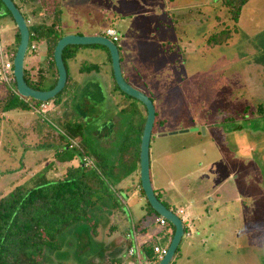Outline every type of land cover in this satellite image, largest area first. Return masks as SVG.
Instances as JSON below:
<instances>
[{
  "label": "rangeland",
  "instance_id": "1",
  "mask_svg": "<svg viewBox=\"0 0 264 264\" xmlns=\"http://www.w3.org/2000/svg\"><path fill=\"white\" fill-rule=\"evenodd\" d=\"M59 8L64 36L115 30L124 80L153 102L151 184L168 210H183L192 222L191 236L182 237L169 264H264V0L248 1L235 23L222 0H61ZM225 29L228 39L207 43ZM16 34L13 19L0 14L6 57L15 49ZM43 50L41 43L33 54L28 48L27 72L40 64ZM107 58L100 47H82L65 61L76 84L72 92L67 89L68 98L48 103L46 114L15 110L0 118V196L41 172L52 181L62 178L68 165L79 163L78 155L66 164L55 157L56 148L35 147L37 139L27 129L32 119L59 134L69 121L82 123L87 134L104 133L101 127L109 122L120 129L121 96L110 94ZM84 63L99 65L100 72L80 74ZM92 84L102 97L95 100L86 90L75 97ZM51 85V78L44 81ZM8 87L0 71V97ZM99 140L115 161L113 142ZM109 190L112 197L92 212L96 230L80 224L61 234L58 248L45 249L40 264H117L132 225L140 241L161 231L156 216L147 213L137 177ZM113 225L115 232L109 230ZM173 229L168 225L158 235Z\"/></svg>",
  "mask_w": 264,
  "mask_h": 264
},
{
  "label": "trees",
  "instance_id": "2",
  "mask_svg": "<svg viewBox=\"0 0 264 264\" xmlns=\"http://www.w3.org/2000/svg\"><path fill=\"white\" fill-rule=\"evenodd\" d=\"M12 1L28 21L30 54L37 51L39 43L44 46V56L38 64L39 67H31L28 72L24 69V80L34 90H50L55 86L58 77L53 52L57 42L64 36L61 30L62 18L59 8L61 0ZM248 1L250 0H222V6L227 10L230 20L235 23ZM0 4V14L11 17L1 1ZM99 36L104 37V33ZM229 36L228 29L218 31L207 39V43L215 44L217 41L222 43ZM19 40L17 30L15 49L8 57L12 64ZM32 45H35V50H31ZM82 47L84 46H67L63 49L62 60L67 74L66 84L54 99L46 103L55 106L62 100V95L64 99L68 98L66 97L67 89L72 92V85L76 84L70 82L65 61L75 58ZM94 47L106 50L107 60L111 63L109 51L105 47ZM99 72L100 67L96 64L84 63L79 66L80 74ZM48 78H51L52 85L47 88L44 86V81ZM112 80L110 94L121 96V101L116 104L120 108L119 116L122 117L119 130L114 128L113 122H109L101 127L104 133L95 132L93 134L90 131L91 134H87L82 123L69 121L63 124V131L59 134L47 130L41 119L34 118L29 122L27 129L37 139L35 147L56 148L55 157L61 163L70 164L76 155L80 157V160L77 165H68L62 178L52 181L46 177V172H41L40 175L31 177L26 183L0 196V264H40L45 249L58 248L57 239L61 234L73 230L80 224H88L96 230L97 223L93 219L92 212L101 200L112 197L109 190L111 184H119L128 177H137L138 191L146 201L147 213L156 218L159 217L141 190L138 174L140 140L145 124L146 109L137 100L123 94L117 87L113 76ZM8 85L6 93L0 97V118L15 110L31 111V106L41 104L32 99L22 98L16 93L12 73ZM97 89L100 88L97 86ZM84 90L90 92L85 86L81 88V92L74 93L75 97L80 96ZM90 94L95 100L101 97L100 93L97 94L98 96L91 92ZM137 104H140L142 111L138 110ZM76 107L79 109L78 105ZM127 109L131 111H126ZM82 110L79 109V112L82 114L86 112ZM116 130L120 132L117 141L112 138ZM111 133L112 136L109 137ZM70 139L76 141L79 148H70ZM99 139H104V142L108 143L113 142L112 144L117 149L115 161L109 160L105 152L108 147L102 146ZM69 150L74 153L68 155ZM83 157L89 158L93 167H85L81 162ZM154 192L160 201L158 194ZM161 203L168 209L166 204ZM114 227V225L110 226L109 230L115 232ZM152 246H154L152 240L142 244V250L150 260L154 259ZM123 256L117 264H124Z\"/></svg>",
  "mask_w": 264,
  "mask_h": 264
},
{
  "label": "water",
  "instance_id": "3",
  "mask_svg": "<svg viewBox=\"0 0 264 264\" xmlns=\"http://www.w3.org/2000/svg\"><path fill=\"white\" fill-rule=\"evenodd\" d=\"M5 8L11 14L13 21L19 31V44L13 59V77L16 84V93L25 99H32L41 103H46L54 99L65 87L67 74L62 60L63 49L67 46H103L110 54L113 77L119 90L140 102L146 109L145 124L140 140L139 152V181L140 187L145 198L154 212L164 219L174 228V234L169 244L166 255L159 264H169L172 260L177 247L183 237V226L180 219L168 210L156 197L150 180V162H149V145L155 122V107L151 99L144 93L129 85L123 78L120 68V55L115 43L103 36H79L65 35L56 44L53 58L57 69L58 77L55 86L46 91H38L29 87L24 80V61L29 48V29L28 24L21 12L17 9L12 0H0ZM192 131H197L193 129ZM187 132V131H183ZM175 134V133H172Z\"/></svg>",
  "mask_w": 264,
  "mask_h": 264
},
{
  "label": "built area",
  "instance_id": "4",
  "mask_svg": "<svg viewBox=\"0 0 264 264\" xmlns=\"http://www.w3.org/2000/svg\"><path fill=\"white\" fill-rule=\"evenodd\" d=\"M28 24V21H27ZM104 37L112 40L114 43L118 42V35L117 32L113 29H108L104 32ZM35 45H32L31 50H35ZM13 64L8 60V57L4 54L2 46L0 45V71L2 73V77L6 83L10 81V74L12 73ZM31 110L35 114H45L48 110V103H41L38 106H31ZM70 148H79L76 141L70 139ZM81 162L84 164L85 167L90 168L93 167L92 161L87 158L83 157ZM181 221L183 226V237L191 236V228L192 222L190 221L189 215L185 213L183 210H178L174 213ZM156 222L158 227L161 228V231L152 236L150 239H146L145 241H140L138 237V233H136L135 227L132 225L131 230L129 233L125 235V241L127 244V248L124 254V264H155L159 263L162 258L166 255L169 244L171 242L173 236V230L169 233L164 234L162 237H159L158 234L164 233L167 229L168 225L172 227L169 222L162 218H156ZM173 228V227H172ZM150 240L153 241V260L147 258L142 250V244L149 242Z\"/></svg>",
  "mask_w": 264,
  "mask_h": 264
},
{
  "label": "crops",
  "instance_id": "5",
  "mask_svg": "<svg viewBox=\"0 0 264 264\" xmlns=\"http://www.w3.org/2000/svg\"><path fill=\"white\" fill-rule=\"evenodd\" d=\"M87 86V89L91 92V93H93L94 95H97V94H99L100 93V95H101V97H102V94H101V89H97V85H94V84H92V85H86ZM84 87H82V89H83ZM80 90H81V88H80ZM79 90V92H81ZM31 112V111H30ZM32 113V112H31ZM125 240V239H124ZM143 241H145V240H143ZM126 242V241H125ZM125 254V250H124V252H123V254L121 255V257L123 256ZM124 257V256H123ZM124 261V260H123ZM122 261V262H123Z\"/></svg>",
  "mask_w": 264,
  "mask_h": 264
}]
</instances>
